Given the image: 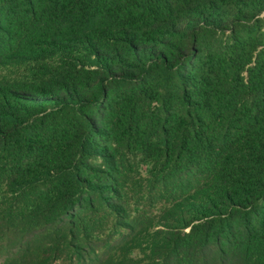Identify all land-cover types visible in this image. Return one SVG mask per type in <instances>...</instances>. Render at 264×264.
<instances>
[{
    "label": "trees",
    "instance_id": "trees-1",
    "mask_svg": "<svg viewBox=\"0 0 264 264\" xmlns=\"http://www.w3.org/2000/svg\"><path fill=\"white\" fill-rule=\"evenodd\" d=\"M0 264H264V0H0Z\"/></svg>",
    "mask_w": 264,
    "mask_h": 264
},
{
    "label": "rangeland",
    "instance_id": "rangeland-1",
    "mask_svg": "<svg viewBox=\"0 0 264 264\" xmlns=\"http://www.w3.org/2000/svg\"><path fill=\"white\" fill-rule=\"evenodd\" d=\"M2 259H3V255L0 253V262H1Z\"/></svg>",
    "mask_w": 264,
    "mask_h": 264
}]
</instances>
